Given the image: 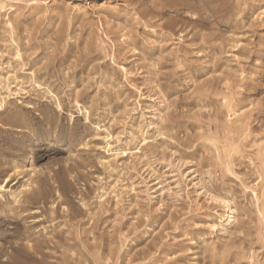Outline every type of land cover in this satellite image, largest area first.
I'll return each mask as SVG.
<instances>
[{
    "label": "rangeland",
    "instance_id": "rangeland-1",
    "mask_svg": "<svg viewBox=\"0 0 264 264\" xmlns=\"http://www.w3.org/2000/svg\"><path fill=\"white\" fill-rule=\"evenodd\" d=\"M190 1L0 0V264H264V0Z\"/></svg>",
    "mask_w": 264,
    "mask_h": 264
},
{
    "label": "bare ground",
    "instance_id": "bare-ground-1",
    "mask_svg": "<svg viewBox=\"0 0 264 264\" xmlns=\"http://www.w3.org/2000/svg\"><path fill=\"white\" fill-rule=\"evenodd\" d=\"M173 1H174V0H173ZM189 1H190V0H189ZM196 1H197V0H196ZM207 1H208V0H207ZM210 1H211V0H210ZM153 2H154V1H153ZM175 2H176V1H175ZM190 2H191V1H190ZM192 2H193V1H192ZM199 2H200V1H199ZM160 3H161V2H160ZM153 4H154V3H153ZM153 4L150 3V5H153ZM144 5H145V4H144ZM144 5H143V7H144ZM147 5H148V4H147ZM150 5H149V6H150ZM155 5H156V4H155ZM159 5H160V4H159ZM182 5H183V4H182ZM189 5H190V4H189ZM189 5H188V6H189ZM192 5H193V4H192ZM157 6H158V5H157ZM195 6H196V5H195ZM195 6H194V7H195ZM145 7H148V6L145 5ZM145 7H144V9H145ZM153 7H154V5H153ZM176 7H177V6H176ZM181 7H182V6H181ZM185 7H186V5H185ZM148 8H149V7H148ZM155 8L158 9V8L155 6V7H154V10H155ZM161 8H162V7H161ZM178 8H179V7H178ZM186 8H187V7H186ZM236 8H237V7H236ZM144 9H143V10H144ZM150 9H151V8H150ZM152 9H153V8H152ZM152 9H151V10H152ZM159 9H160V8H159ZM191 9H192V8H191ZM220 9H221V8H220ZM220 9H219V10H220ZM183 10H184V9H183ZM185 10H186V9H185ZM214 10H215V9H214ZM214 10H213V11H214ZM222 10H223V9H222ZM222 10H221V11H222ZM144 11H145V10H144ZM160 11H161V9H160ZM181 11H182V10H181ZM189 11H190V10H189ZM216 11H217V10H216ZM226 11H227V10H226ZM151 12H152V11H151ZM165 12H166V11H165ZM179 12H180V11H179ZM192 12H193V10H192ZM230 12H231V11H230ZM145 13H146V12H145ZM161 13H162V12H161ZM151 14H153V12H152ZM155 14H156V13H155ZM182 14H183V13H182ZM182 14H181V15H182ZM144 15H145V14H144ZM159 15H160V14H159ZM161 15H162V14H161ZM199 15H201V14H199ZM153 16H154V15H153ZM193 16H194V15H193ZM157 17H158V15H157ZM191 17H192V16H191ZM203 17H204V16H203ZM222 18H223V17H222ZM145 19H146V18H145ZM146 20H147V19H146ZM152 20H153V19H152ZM171 21H172V20H171ZM200 21H201V19H200ZM146 22H147V21H146ZM202 22H203V21H202ZM156 23H157V22H156ZM154 24H155V23H154ZM154 24H153V25H154ZM147 25H148V24H147ZM149 25H150V24H149ZM157 25H158V24H157ZM154 26H155V25H154ZM160 27H161V26H160ZM173 27H174V26H173ZM157 28H158V26H157ZM161 28H162V27H161ZM178 29H179V28H178ZM161 31H162V29H161ZM25 35H26V34H25ZM163 35H164V34H163ZM168 35H169V34H168ZM164 36H165V35H164ZM26 37H27V36H26ZM166 37H168V36H166ZM160 38H161V37H160ZM168 39H169V38H168ZM165 41H166V40H165ZM151 45H152V44H151ZM4 46H5V45H4ZM148 47H149V46H148ZM154 47H155V46H154ZM156 47H157V46H156ZM26 48H27V46H26ZM84 48H85V47H84ZM98 48H99V47H98ZM149 48H150V47H149ZM5 49H6V48H5ZM68 49H70V48L68 47ZM68 49L66 48L65 51H69ZM85 49H86V48H85ZM95 49H96V48H95ZM102 49H103V48H102ZM102 49H100V50H102ZM165 49H166V47H165ZM103 50H104V49H103ZM151 50H155V49L152 48ZM158 50H159V49H158ZM54 51H55V50H54ZM56 51H57V50H56ZM62 51H63V50H62ZM82 51H83V49H82ZM86 51H87V50H86ZM96 51H97V49H96ZM149 51H150V50H149ZM83 52H84V51H83ZM83 52H82V53H83ZM93 52H94V51H93ZM102 52H103V51H102ZM102 52H100V53H102ZM104 52H105V51H104ZM151 52H153V51H151ZM28 53H29V52H28ZM62 53H64V52H62ZM62 53H60V55H61ZM65 53H66V52H65ZM85 53H86V52H85ZM90 53H91V52H90ZM95 53H96V52H95ZM98 53H99V52H98ZM49 54H50V53H49ZM53 54H54V53H53ZM56 54H57V53H56ZM56 54H55V55H56ZM69 54H70V53H69ZM69 54H68V55H69ZM88 54H89V53H88ZM150 54H151V53H150ZM156 54H157V53H156ZM58 55H59V54H58ZM66 55H67V54H66ZM66 55L64 54V55H61V56H66ZM70 55H71V54H70ZM94 55H95V54H94ZM97 55H99V54H97ZM105 55H106V54H105ZM27 56H28V54H27ZM49 56H50V55H49ZM76 56H77V54H76ZM80 56H81V55H80ZM84 56H85V55H84ZM99 56H100V55H99ZM99 56H96V57H99ZM101 56H102V54H101ZM101 56H100V57H101ZM159 56H161V54H160ZM17 57H18V56H17ZM54 57H55V56H54ZM56 57H57V56H56ZM56 57H55V58H56ZM66 57H67V56H66ZM71 57H73V56H71ZM74 57H75V56H74ZM78 57H79V56H78ZM88 57H89V56H88ZM166 57H167V56H166ZM48 58H49V57H48ZM48 58H47V59H48ZM52 58H53V56H52ZM59 58H60V57L58 56V58H57L56 61H58ZM62 59H63V58H62ZM79 59H80V58H79ZM93 59H94V58H93ZM93 59H92V60H93ZM97 59H98V58H97ZM162 59H163V58H162ZM92 60H91V61H92ZM168 60H169V59H168ZM170 60H171V59H170ZM170 60H169V61H170ZM49 61H50V60H49ZM52 61H54V59H53ZM56 61H55V62H56ZM64 61H65V60H64ZM84 61H86V60H84ZM88 61H89V60H88ZM59 62H60V61H59ZM82 62H83V61H82ZM60 63H61V62H60ZM89 63H90V62H89ZM2 64H3V63H2ZM48 64H50V63H48ZM51 64H52V63H51ZM57 64H58V63H57ZM61 64H63V63H61ZM74 64H76V62H74ZM166 64H167V63H166ZM46 65H47V64H46ZM46 65H45V66H46ZM59 65H60V64H59ZM84 65H85V64H84ZM84 65H83V66H84ZM87 65H88V64H87ZM53 66H55V65H53ZM57 66H58V65H57ZM83 66H82V67H83ZM43 67H44V66H43ZM43 67H42V71H45V70H43V69H45V68H43ZM48 67H49V66H48ZM78 67H79V66H78ZM78 67H77V68H78ZM86 67H87V66H86ZM86 67H85V68H86ZM165 67H166V66H165ZM38 68H39V67H38ZM40 68H41V67H40ZM55 68H56V67H55ZM55 68H54V71H55ZM73 68H74V65H73ZM90 68H91V67H90ZM90 68H89V69H90ZM92 68H93V67H92ZM50 69L52 70L53 68L51 67ZM58 69H59V68H58ZM58 69H57V70H58ZM71 69H72V68H71ZM150 69H151V68H150ZM156 69H157V68H156ZM159 69H160V68H159ZM23 70H24V69H23ZM37 70H38V69H37ZM39 70H40V69H39ZM59 70H60V69H59ZM83 70H85V69H83ZM151 70H152V69H151ZM49 71H50V70H49ZM52 71H53V70H52ZM52 71H51V73H52ZM73 71H74V70H73ZM85 71H86V70H85ZM87 71H88V69H87ZM47 72H48V71H47ZM78 72H79V71H78ZM88 72H89V71H88ZM150 72H151V71H150ZM40 73H41V72H40ZM45 73H46V71H45ZM58 73L60 74L59 71H58ZM68 73H69V72H68ZM72 73H73V72H72ZM157 73H158V72H157ZM157 73H156V74H157ZM41 74H42V73H41ZM105 74H106V73H105ZM44 75H45V74H44ZM48 75H50L49 72H48ZM51 75H52V74H51ZM51 75H50V76H51ZM62 75H63V74H62ZM64 75H65V72H64ZM66 75H67V74H66ZM66 75H65V76H66ZM88 75H89V74H88ZM88 75H87V76H88ZM103 75H104V74H103ZM157 75H158V74H157ZM168 75H169V74H167V80L169 79ZM172 75H173V73H172ZM34 76H35V75H34ZM37 76H38V75H36L35 77H37ZM58 76H59V75H58ZM80 76H81V75H80ZM85 76H86V75H85ZM152 76H153V75H152ZM164 76H165V75H164ZM174 76H175V75H174ZM66 77H67V76H66ZM73 77H74V76H73ZM82 77H83V76H82ZM138 77H139V76H138ZM159 77H160V76H159ZM63 78H64V77H63ZM74 78H75V77H74ZM101 78H102V77H101ZM114 78H115V77H114ZM156 78H157V77H156ZM156 78H155V79H156ZM161 78H163V77H161ZM170 78H171V77H170ZM34 79H35V78H34ZM53 79H54V78H53ZM69 79H70V78H69ZM152 79H153V78H152ZM171 79H172V78H171ZM54 80H56V79H54ZM57 80H58V79H57ZM60 80H61V78H60ZM52 81H53V80H52ZM61 81H63V80H61ZM61 81H60V82H61ZM67 81H68V80H67ZM72 81H73V80H72ZM76 81H77V80H76ZM76 81H75V83H76ZM111 81H112V79H111ZM117 81H118V80H117ZM9 82H10V81H9ZM56 82L58 83V81H56ZM69 82H70V81H69ZM69 82H68V83H69ZM34 83H35V82H34ZM64 83H65V81H64ZM50 84H51V83H50ZM59 84H60V83H59ZM61 84H62V83H61ZM61 84H60V85H61ZM79 84H80V83H79ZM100 84H101V83H100ZM4 85L7 86L6 83H5ZM4 85H3V86H4ZM8 85H9V83H8ZM37 85H38V84H37ZM6 86H5V89H6ZM47 86H48V85H47ZM52 86L54 87V84H53ZM55 86H56V85H55ZM61 86H62V85H61ZM166 86H167V85H166ZM8 87H9V86H8ZM8 87H7V90H9ZM37 87H39V86H37ZM37 87H34V89L37 88ZM10 88H11V87H10ZM44 88H45V87H44ZM63 88H65V87H63ZM72 88L74 89V87H72ZM1 89H2V88H1ZM3 89H4V88H3ZM45 89H46V88H45ZM61 89H62V88H61ZM58 90H60V88H59ZM66 90H69V89H66ZM18 91H19V90H18ZM60 91H62V90H60ZM8 92H9V91H8ZM26 92H27V91H26ZM38 92H39V94H40L39 89H38ZM47 92H48V91H47ZM64 92H65V91H64ZM49 93H51V92H49ZM55 93L57 94L58 91L55 92ZM34 94H35V93H34ZM36 94H37V93H36ZM51 94H52V93H51ZM68 94H69V93H68ZM71 94H72V92H71ZM6 95H7V94H6ZM10 95H11V94H10ZM73 95H75V93H74ZM76 95H77V94H76ZM39 96H40V95H39ZM42 96H43V94H42ZM42 96H41V97H42ZM54 96H55V94H54ZM54 96H52V97H54ZM6 97H7V96H6ZM9 97H10V96H9ZM161 97H162V96H161ZM0 98H1V97H0ZM7 98H8V97H7ZM39 98H40V97H39ZM54 98H55V97H54ZM69 98H70V97H69ZM4 99H5V97H4ZM71 99H72V98H71ZM1 100H3V98H2ZM40 100H41V99H40ZM62 100H63V99H62ZM62 100H61V101H62ZM67 100H68V99H67ZM73 100H74V97H73ZM73 100H72V101H73ZM61 101H60V102H61ZM5 102H6V101H5ZM68 102H69V101H68ZM70 102H71V101H70ZM1 103H2V102H1ZM51 103H52V102H51ZM56 103H57V102H56ZM3 104H4V100H3ZM5 104H6V103H5ZM7 104H9V103H7ZM7 104H6V105H7ZM46 104H47V103H46ZM48 104H49V103H48ZM53 104H54V103H53ZM58 104H59V101H58ZM6 105H5V106H6ZM49 105H50V104H49ZM59 105H60V104H59ZM59 105H58V106H59ZM7 106H8V105H7ZM47 106H48V105H47ZM62 106H63V105H62ZM62 106H61V107H62ZM0 107H1V105H0ZM2 107H3V106H2ZM18 107H19V105H18ZM45 107H46V106H45ZM5 108H6V107H5ZM8 108H9V107H8ZM11 108H12V106H11ZM16 108H17V107H16ZM16 108H15V109H16ZM43 108H44V107H43ZM46 108H47V107H46ZM31 109H32V108H31ZM53 109H54V108H53ZM64 109H65V108H64ZM6 110H7V109H6ZM16 110H18V109H16ZM23 110H24V109H23ZM25 110H26V108H25ZM29 110H30V109H29ZM34 110H35V109H34ZM39 110H40V109H39ZM51 110H52V109H51ZM56 110H57V109H56ZM60 110H61V108H60ZM3 111H4V110H3ZM13 111H14V108H13ZM18 111H19V110H18ZM21 111H22V110H21ZM44 111H45V110H44ZM63 111H64V110H63ZM0 112H1V111H0ZM45 112H46V114H47V112H48V108H47V111H45ZM85 112H86V111H85ZM25 113H26V112H25ZM25 113H24V114H25ZM41 113H42V112H41ZM48 113H49V112H48ZM62 113H63V112H62ZM87 113H88V112H87ZM31 114H32V113H31ZM57 114H58V112H57ZM15 115H16V114H15ZM22 115H23V113H22ZM29 115H30V114H29ZM32 115H33V114H32ZM35 115H36V114H35ZM59 115H60V114H59ZM59 115H58V116H59ZM87 115L89 116V114H87ZM17 116H18V114H17ZM17 116H16V117H17ZM26 116H27V115H26ZM43 116H44V115H43ZM43 116H42V117H43ZM45 116H46V115H45ZM49 116H50V115H49ZM58 116H57V119H58ZM60 116H61V115H60ZM62 116H63V115H62ZM10 117H11V116H10ZM13 117H14V116H13ZM16 117H14L15 120L18 118V117H17V118H16ZM20 117H21V114H20ZM28 117H29V116H28ZM32 117H33V116H32ZM34 117H35V116H34ZM47 117H48V116H47ZM52 117H54V116H52ZM64 117H65V116H64ZM11 118H12V117H11ZM39 118H40V116H39ZM43 118H44V117H43ZM48 118H50V117H48ZM48 118H47V119H48ZM65 118H66V117H65ZM23 119H24V118H23ZM37 119H38V118H37ZM40 119H41V118H40ZM53 119H56V117L53 118ZM85 119H86V118H85ZM87 119H88V117H87ZM18 120H19V119H18ZM24 120H25V119H24ZM24 120H23V121H24ZM33 120H34V119H33ZM33 120H32V121H33ZM60 120H61V119H60ZM88 120H90V119H88ZM42 121H43V120H42ZM45 121H46V120H45ZM47 121H48V120H47ZM47 121H46V122H47ZM56 121H57V120H56ZM109 121H110V120H109ZM15 122H16V121H15ZM46 122H44V123H46ZM48 122H49V121H48ZM48 122H47V124H48ZM18 123H19V122H18ZM21 123H22V121H21ZM42 123H43V122H42ZM54 123H55V122H54ZM54 123H53V124H54ZM56 123H57V122H56ZM58 123H59V122H58ZM87 123H88V121H87ZM24 124H25V122H24ZM51 124H52V122H51ZM40 126H41V125H40ZM40 126H39V127H40ZM56 126H57V125H56ZM56 126H55V127H56ZM59 126H60V124H59ZM87 126H88V125H87ZM43 127H44V126H43ZM47 127H48V126H47ZM60 127H61V126H60ZM84 127H85V126H84ZM52 128H53V126H52ZM45 129H47V128H45ZM48 129H49V128H48ZM70 129H71V128H70ZM70 129H69V130H70ZM51 132H52V131H51ZM68 132H69V131H68ZM171 132H172V131H171ZM66 134H67V133H66ZM82 135H83V134H82ZM49 181H50V180H49ZM41 185H42V184H41ZM39 186H40V184H39ZM22 188H23V187H22ZM38 195H39V194H38ZM38 197H39V196H38ZM41 199H42V198H41ZM61 200H62V198H61ZM51 201H52V200H51ZM39 204H40V203H39ZM39 206H40V205H39ZM32 208H33V207H32ZM69 211H70V210H69ZM51 215H52V214H51ZM75 224H76V223H75ZM72 225H73V224H72ZM58 232H59V231H58ZM181 233H182V232H181ZM225 254H226V253H225ZM179 255H180V254H179ZM215 256H216V255H215ZM175 260H176V259H175Z\"/></svg>",
    "mask_w": 264,
    "mask_h": 264
}]
</instances>
